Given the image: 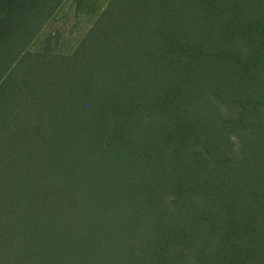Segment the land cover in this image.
<instances>
[{
	"label": "trees",
	"instance_id": "obj_1",
	"mask_svg": "<svg viewBox=\"0 0 264 264\" xmlns=\"http://www.w3.org/2000/svg\"><path fill=\"white\" fill-rule=\"evenodd\" d=\"M60 3L0 0V264H264V0H109L44 58Z\"/></svg>",
	"mask_w": 264,
	"mask_h": 264
},
{
	"label": "rangeland",
	"instance_id": "obj_2",
	"mask_svg": "<svg viewBox=\"0 0 264 264\" xmlns=\"http://www.w3.org/2000/svg\"><path fill=\"white\" fill-rule=\"evenodd\" d=\"M108 2L109 0H61L59 6L53 11V15L44 22L38 34L30 42L28 50L43 55L44 58L50 55L72 54ZM134 2L138 4L140 0H125V5L132 6ZM137 9L139 11L140 7ZM126 11H130L129 7L122 10V12ZM120 17L122 19L119 22L111 21L109 33L105 32L111 35L110 37H113L116 32L123 35L132 27L129 24L126 25L127 23L120 27V23L126 20L124 15ZM119 37V35L116 36V40ZM11 157L8 156L6 159Z\"/></svg>",
	"mask_w": 264,
	"mask_h": 264
}]
</instances>
